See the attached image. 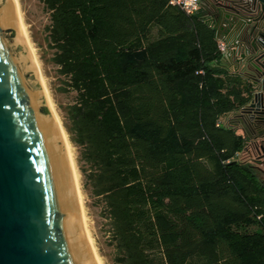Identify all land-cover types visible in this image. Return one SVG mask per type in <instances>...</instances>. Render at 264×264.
Segmentation results:
<instances>
[{"label":"trees","instance_id":"1","mask_svg":"<svg viewBox=\"0 0 264 264\" xmlns=\"http://www.w3.org/2000/svg\"><path fill=\"white\" fill-rule=\"evenodd\" d=\"M63 127L109 264H264V182L231 128L251 96L200 9L41 0Z\"/></svg>","mask_w":264,"mask_h":264},{"label":"water","instance_id":"2","mask_svg":"<svg viewBox=\"0 0 264 264\" xmlns=\"http://www.w3.org/2000/svg\"><path fill=\"white\" fill-rule=\"evenodd\" d=\"M0 264H97L13 0H0Z\"/></svg>","mask_w":264,"mask_h":264},{"label":"flooded vegetation","instance_id":"3","mask_svg":"<svg viewBox=\"0 0 264 264\" xmlns=\"http://www.w3.org/2000/svg\"><path fill=\"white\" fill-rule=\"evenodd\" d=\"M200 5L219 38L227 41L231 54L226 58L251 96L230 126L244 139L243 161L264 182V7L256 0H200Z\"/></svg>","mask_w":264,"mask_h":264},{"label":"rangeland","instance_id":"4","mask_svg":"<svg viewBox=\"0 0 264 264\" xmlns=\"http://www.w3.org/2000/svg\"><path fill=\"white\" fill-rule=\"evenodd\" d=\"M17 3L23 28L29 42V47L31 48V51L38 64L39 78L42 79L40 81L43 82L46 91H48L47 94L51 107L62 124L59 104L68 103L72 98V94L64 95L58 92L59 81L57 79L55 68L48 62L47 59L50 53L45 52L43 47H40L41 45L44 46V28L49 22L48 13L45 12L41 0H17ZM71 147L76 160V148L72 144ZM75 163L77 167V162L75 161ZM77 171L79 174V184L81 188V175L78 167ZM81 193L87 221V228L89 230L90 237L92 238L93 245L95 246L97 254L99 255L103 264H109L106 259L100 255L98 248L99 240H102V237L104 236L103 229L101 227L103 220L98 216V211L88 208V205L91 203V201L83 194L82 190Z\"/></svg>","mask_w":264,"mask_h":264},{"label":"bare ground","instance_id":"5","mask_svg":"<svg viewBox=\"0 0 264 264\" xmlns=\"http://www.w3.org/2000/svg\"><path fill=\"white\" fill-rule=\"evenodd\" d=\"M13 1L15 3L16 12H17V16H18V20H19L20 26H21L22 31H23V34L25 36L26 43H27V45L29 47V42H28L27 36H26L25 31H24V28H23V24H22V21H21V16H20V13H19V7H18L17 0H13ZM29 49L31 51V48L30 47H29ZM31 54H32V57H33V60L35 62V65H36V68H37V71H38V75H39L38 64H37V61H36V59H35L32 51H31ZM40 80H42V79H40ZM41 84L43 85L42 87H43V89L45 91L48 104L51 107V104L49 102V97H48V94H47L48 91H46L43 82H41ZM51 110H52V112L54 114V117H55V119L57 121V124H58V126L60 128L62 137L64 139V142H65V145H66L68 154H69V158H70V162H71V168H72V172H73V176H74V180H75V184H76V189H77V193H78V199H79L80 211H81V218H82L83 226L85 228V233H86L88 242H89L90 247L92 249V252H93V254L95 256V259H96L97 264H103L102 260L100 259L99 255L97 254V251L95 249V246L93 245L92 238L90 237L89 230L87 228V221H86L85 211H84L83 202H82V193H81V190H80L81 188H80V184H79V174H78V171H77V167H76V163H75L76 160H75L74 155H73V152H72L71 144H70V142L68 140V136H67V133H66L64 127L62 126L61 122L59 121V119L56 116L55 112L53 111L52 107H51Z\"/></svg>","mask_w":264,"mask_h":264},{"label":"built area","instance_id":"6","mask_svg":"<svg viewBox=\"0 0 264 264\" xmlns=\"http://www.w3.org/2000/svg\"><path fill=\"white\" fill-rule=\"evenodd\" d=\"M169 4L179 7L188 15H194L201 9L200 0H169ZM218 48L223 56H230L231 52L224 38H219Z\"/></svg>","mask_w":264,"mask_h":264}]
</instances>
